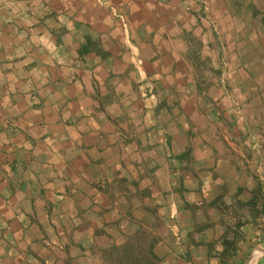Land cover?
<instances>
[{
	"label": "rangeland",
	"instance_id": "rangeland-1",
	"mask_svg": "<svg viewBox=\"0 0 264 264\" xmlns=\"http://www.w3.org/2000/svg\"><path fill=\"white\" fill-rule=\"evenodd\" d=\"M2 3L7 5L12 27L32 28L39 23L38 30L52 35V28L59 31L60 22L68 23L72 31L64 35L70 34L68 43L74 55L78 56L85 33L101 43L104 39L107 45L110 41L115 49L131 51L128 56L134 59L137 77H131L135 89L131 97L122 98L120 119L114 123L121 140L120 156L124 159L119 175L109 169L88 185L94 191L86 194L91 202L87 210L76 208L83 191L61 194L64 186L60 179L47 175L36 178L47 184L43 190L48 193L44 197L34 194L32 199L24 196L30 207L20 209L19 214L29 217L37 226L43 220L49 225L39 226L52 228L57 235L34 241L32 247L37 255L32 254L25 241H20L22 258L16 262L15 254H8L3 260L0 258V264H110L111 255L102 252L96 242L90 238L82 242L88 226L105 237L108 229L118 230V222L127 224L125 220H131L130 225L123 227L130 231L137 225L134 220L147 221L132 214L135 207L144 208L145 204V209L154 216L146 226L160 237L155 252L162 255L161 264L189 262L186 253L189 228L183 222L184 217L175 215L174 200L169 201L173 206L170 215L161 211V204L152 195L160 180L151 171L152 166L160 163V158L184 149L190 150L191 158L186 171L195 166L203 170L215 159L218 167L214 173L226 182L221 185L222 199L215 204L217 212L209 214L213 226L209 237L214 248L221 250L224 241L230 240L228 251L238 254L246 248L247 240L258 237L257 243L250 244L243 263L264 264V0H2ZM81 3L83 10L79 7ZM65 11H69L70 17ZM10 28L8 37L14 38ZM142 58L150 64H141ZM115 69L123 75L131 68L119 62ZM160 137L163 141H159ZM150 138L156 140L155 145L162 143L161 153L160 147L148 143ZM161 162L165 163V159ZM10 164H7L9 172L3 169L1 173L6 180L11 178L9 175L18 174L12 172ZM19 175L34 181L25 173ZM122 176L128 181H119ZM183 178L187 180L188 176ZM130 181H137L138 189ZM80 186L73 188L81 190ZM127 187L130 194L126 193ZM143 188L149 191L148 197ZM61 199L66 200L69 208L58 205ZM43 200H50L53 205L55 202L56 208L34 207V202L41 204ZM0 218L3 226L12 230L14 224L4 225L3 217ZM197 219L205 220L201 215ZM69 233L73 237L70 241ZM109 236L110 242L119 240L118 234ZM206 237L197 234V238ZM228 251L225 257H220L219 264H225L223 259L226 262L231 259L226 258Z\"/></svg>",
	"mask_w": 264,
	"mask_h": 264
},
{
	"label": "crops",
	"instance_id": "crops-1",
	"mask_svg": "<svg viewBox=\"0 0 264 264\" xmlns=\"http://www.w3.org/2000/svg\"><path fill=\"white\" fill-rule=\"evenodd\" d=\"M79 7L83 10V3ZM7 12V5H3L0 0V217H3L4 225L8 222L14 224L12 230H9L3 226V220L0 218L2 222L0 255H3L0 258L3 260L8 254H15L18 262L24 251L19 248L20 241H25L29 250L33 251L32 254L37 255L32 243L41 238L47 239L49 235H57L53 234L52 228L48 230L42 227L44 229L42 231L39 225H49L43 220L38 221V227L29 217L19 214L20 209L30 207L24 196L32 199L31 196L34 194L44 197L48 193L43 190L47 184L43 181L40 183V180L36 181V178L55 176L60 179L64 186L61 194L65 191L72 193L75 191L77 194L83 191L76 208L87 210L91 202H88L86 194L94 191L89 189L88 185L96 182L109 169L119 173L124 159L120 156L121 140L113 120L120 118L122 98L131 97L130 94L135 89L131 77L137 73L134 69V59L128 56L131 51L127 52L125 48L115 49L114 44L107 41L109 44L107 45L103 39L101 40L103 46L111 56L100 62L97 59L89 60L93 56L81 61V58L71 51V44L68 43L70 34L67 37L53 28L52 35L47 34V31L38 30L39 23H35L32 28L21 25L12 27L9 25ZM64 14L70 17L69 11H65ZM9 27L14 38L8 37ZM119 62L129 65L131 69L120 75L115 69ZM139 62L145 66L150 64L149 60L143 58ZM18 82L22 86H19ZM12 85L16 88L13 89ZM93 85L101 96L106 95L107 90L113 92V100L102 109H99L98 102L92 97ZM116 97L118 100L114 99ZM148 112L150 113V110ZM155 141L150 138L148 143L152 145ZM159 141L163 139L160 137ZM161 145L162 143L154 144L156 148L160 147L158 150L160 153L163 150ZM160 159L162 160L159 162L165 159L164 168L156 172L160 180L152 195H155L157 198L155 201L161 204L159 206L161 211H168L172 215L173 204L177 218L184 217L179 214L177 208L175 191L178 184L174 188L170 182L171 171L168 161L171 158L165 156ZM8 161L11 163L12 172L18 173L17 175L25 173L24 176L34 178L35 182L32 178L30 181L25 180L26 178L21 175L19 179L17 175H9L11 178L6 180L5 174L3 176L1 173L3 169L9 172ZM20 163L23 166H20ZM217 163L215 159H211L206 168L202 170L195 166L189 170L190 174L185 168L178 171L176 177L188 176L187 180L184 178L183 183L191 189L189 192L191 201L206 204L219 196L221 185H225L226 182L224 178L214 173L218 167ZM76 184H81L79 187L81 190H74ZM227 185L230 186L229 183ZM19 194L21 196L17 197ZM170 200H174V203L169 204ZM81 202L83 204L79 205ZM58 205L69 208L66 200L61 199ZM34 207L56 208V203L53 205L50 200H43L41 204L34 202ZM145 208L146 204L144 208L139 206L134 208L132 214L135 218L143 216L147 219L145 222L140 218L134 220L137 224L146 225L153 221V214ZM9 210H15L16 213L10 214L13 211ZM130 221L125 220L127 224ZM127 224L121 221V229H118L121 232L108 229L104 232L105 237L102 235L101 241L108 240L110 234H118V241L124 240L133 230L131 228L130 231H126L123 227ZM69 230H72L71 227ZM92 232L93 229L88 226L82 242L89 238L92 242H97L98 238H93ZM70 233L67 234L69 241L73 238L70 237ZM203 252L205 250L200 247L193 249L190 254L194 259L196 253L202 255ZM184 255L186 256L185 253ZM181 256L183 257V253ZM187 257L189 262L185 264H191V257Z\"/></svg>",
	"mask_w": 264,
	"mask_h": 264
},
{
	"label": "trees",
	"instance_id": "trees-1",
	"mask_svg": "<svg viewBox=\"0 0 264 264\" xmlns=\"http://www.w3.org/2000/svg\"><path fill=\"white\" fill-rule=\"evenodd\" d=\"M57 27L59 33L61 34H66L72 31V26L66 22H60ZM83 38L84 40L80 42L81 48L78 50V58H81V61H85V56L89 54L93 56V58L89 60L97 59L99 62L111 56L110 52L104 48L99 40H93L88 35V33H85ZM89 60H87V62ZM85 66H88V64H85ZM93 88L92 97L98 102L99 109H102L107 103L113 100V92H111V90L106 95L101 96L99 94V90L94 85ZM119 119L120 118L114 119L113 121L116 123ZM189 151V149H184L182 152L173 153L170 157L171 159L168 161L169 169L171 171L170 182L174 188H176V184H178L177 191H175L178 212L185 217V225L189 228L187 243V247H189L187 248L186 253L187 256L191 257L190 259L192 260L193 264H219L221 261L220 257L224 256V253H226L228 249H231V241L225 240L221 250L214 248V244L212 243L213 239L212 237H209L213 227L210 224L211 216L209 214L210 212H217L215 204H217L218 200L222 199V194H219V196L214 201L206 204L196 203L195 201L190 200L189 192H191V189L184 185L183 181H185V179L183 176L176 177V174L179 170L184 168L187 169L191 161ZM162 168H164V164L162 162L156 163L154 166H152L151 171L158 178L156 172ZM117 175H119V173H117ZM118 179L121 182L128 181L127 177L123 176ZM130 183L135 187V189H138L139 185L137 181H130ZM142 190L145 192V196L148 197L149 191L146 188H143ZM126 191V193H131L129 187L126 188ZM200 215L204 217V222H200L197 219V217ZM116 226L117 229H121L120 223L116 224ZM132 229V233L127 235L125 240H111L112 242L109 240L101 241V232L96 234L97 231H95L93 234L98 238L96 245L101 247L102 252L109 253L111 255L110 264H161V256L155 252V247L160 242V237L157 236L153 230L147 228L146 225L137 224ZM197 234H203L207 237L206 239L197 238ZM258 240V237L249 240V242L247 240L246 248L244 247L240 249L238 254L236 251H234V254L231 252V250L228 251V257L226 258L231 259H228L227 262L225 261L226 259H223L225 264H242L245 258L248 256L247 252L250 249V244L254 241L257 243ZM200 247H202L205 252H203L202 255L200 253H196L197 255H195L196 257L193 259L190 252L193 249H200ZM239 255H241V257H239Z\"/></svg>",
	"mask_w": 264,
	"mask_h": 264
}]
</instances>
